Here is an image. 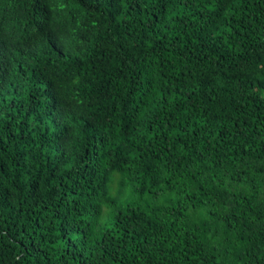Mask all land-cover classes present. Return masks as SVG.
Listing matches in <instances>:
<instances>
[{"label":"trees","instance_id":"obj_1","mask_svg":"<svg viewBox=\"0 0 264 264\" xmlns=\"http://www.w3.org/2000/svg\"><path fill=\"white\" fill-rule=\"evenodd\" d=\"M0 264H264V0H0Z\"/></svg>","mask_w":264,"mask_h":264}]
</instances>
